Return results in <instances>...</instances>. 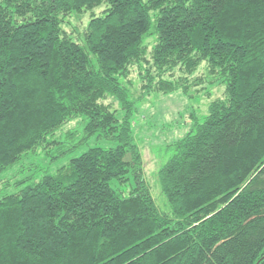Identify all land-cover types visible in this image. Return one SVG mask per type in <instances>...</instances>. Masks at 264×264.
<instances>
[{
    "label": "trees",
    "instance_id": "trees-1",
    "mask_svg": "<svg viewBox=\"0 0 264 264\" xmlns=\"http://www.w3.org/2000/svg\"><path fill=\"white\" fill-rule=\"evenodd\" d=\"M101 5L82 44L61 29ZM151 31L157 71L206 62L224 86L157 172L167 213L124 86ZM73 118L105 146L0 199V264H264V0H0V175Z\"/></svg>",
    "mask_w": 264,
    "mask_h": 264
},
{
    "label": "rangeland",
    "instance_id": "rangeland-1",
    "mask_svg": "<svg viewBox=\"0 0 264 264\" xmlns=\"http://www.w3.org/2000/svg\"><path fill=\"white\" fill-rule=\"evenodd\" d=\"M105 11L106 6L101 5L91 11L61 17V29L75 42L82 44V36L91 17L101 16ZM155 43L156 37L151 31L143 41L146 54L143 62L139 63L142 70L135 63L128 67L129 74L124 86L134 98L140 100L133 119V137L142 160V175L156 207L161 213H167L157 172L172 155L170 146L190 131L193 118L201 119L212 101L224 98V86L209 76L206 62L200 63L192 74H188L180 65L164 72L157 71L152 65ZM150 81L153 84L148 88ZM161 81L172 83L176 90L162 93ZM104 103L109 104L112 110L118 108L111 98ZM81 120L73 118L60 126L45 138L42 145L2 173L0 199L4 195L17 193L21 182H37L42 175L55 176L60 169L68 167L71 158L86 149L105 146V143L94 138L80 141ZM118 186L124 187V195L128 194V184Z\"/></svg>",
    "mask_w": 264,
    "mask_h": 264
}]
</instances>
